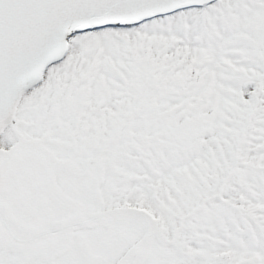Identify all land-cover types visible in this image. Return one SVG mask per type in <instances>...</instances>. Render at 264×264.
Returning a JSON list of instances; mask_svg holds the SVG:
<instances>
[{
	"label": "snow or ice",
	"instance_id": "snow-or-ice-1",
	"mask_svg": "<svg viewBox=\"0 0 264 264\" xmlns=\"http://www.w3.org/2000/svg\"><path fill=\"white\" fill-rule=\"evenodd\" d=\"M0 264H264V0H0Z\"/></svg>",
	"mask_w": 264,
	"mask_h": 264
}]
</instances>
